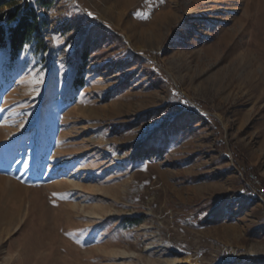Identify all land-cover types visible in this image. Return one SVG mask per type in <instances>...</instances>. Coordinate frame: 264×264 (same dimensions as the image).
I'll use <instances>...</instances> for the list:
<instances>
[{"label":"rangeland","instance_id":"1","mask_svg":"<svg viewBox=\"0 0 264 264\" xmlns=\"http://www.w3.org/2000/svg\"><path fill=\"white\" fill-rule=\"evenodd\" d=\"M51 1L0 49V264H264V0Z\"/></svg>","mask_w":264,"mask_h":264},{"label":"trees","instance_id":"2","mask_svg":"<svg viewBox=\"0 0 264 264\" xmlns=\"http://www.w3.org/2000/svg\"><path fill=\"white\" fill-rule=\"evenodd\" d=\"M37 4L49 7L52 1L37 0ZM47 25L48 20L30 0H0V49L7 50L12 59L22 55H29L37 62H44L50 49L45 35ZM86 34L82 40V48L79 50V63L76 77L73 81V84L78 87L85 83L84 74L87 60L93 53L91 47L93 40L91 39L90 31ZM132 148L136 155H139L142 151L143 153H148L152 150L151 147L143 148L142 143H135ZM261 180L264 186V179Z\"/></svg>","mask_w":264,"mask_h":264},{"label":"built area","instance_id":"3","mask_svg":"<svg viewBox=\"0 0 264 264\" xmlns=\"http://www.w3.org/2000/svg\"><path fill=\"white\" fill-rule=\"evenodd\" d=\"M247 182L254 195L258 198V200L264 203V186L262 184L261 178L251 172L248 174Z\"/></svg>","mask_w":264,"mask_h":264},{"label":"snow or ice","instance_id":"4","mask_svg":"<svg viewBox=\"0 0 264 264\" xmlns=\"http://www.w3.org/2000/svg\"><path fill=\"white\" fill-rule=\"evenodd\" d=\"M89 15H91V13H89ZM138 15H140L139 13H138ZM144 18H146V17H144ZM25 47H27V45H25ZM36 83H39V81L37 80V81H35Z\"/></svg>","mask_w":264,"mask_h":264}]
</instances>
